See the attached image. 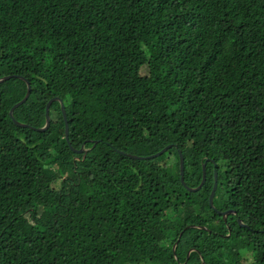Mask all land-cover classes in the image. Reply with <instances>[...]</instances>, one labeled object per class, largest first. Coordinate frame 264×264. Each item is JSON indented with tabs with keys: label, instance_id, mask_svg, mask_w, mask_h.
Segmentation results:
<instances>
[{
	"label": "trees",
	"instance_id": "1",
	"mask_svg": "<svg viewBox=\"0 0 264 264\" xmlns=\"http://www.w3.org/2000/svg\"><path fill=\"white\" fill-rule=\"evenodd\" d=\"M9 74L87 151L0 83V264H264V0H0Z\"/></svg>",
	"mask_w": 264,
	"mask_h": 264
},
{
	"label": "water",
	"instance_id": "2",
	"mask_svg": "<svg viewBox=\"0 0 264 264\" xmlns=\"http://www.w3.org/2000/svg\"><path fill=\"white\" fill-rule=\"evenodd\" d=\"M13 77H17V78H20V79H23L26 83H27V92H26V95L24 96V98L22 100H20L19 102H17L16 104L13 105V107L10 109V116L12 117L14 123H16L18 126L20 127H32L38 131H46L47 129H49V127L51 126V114H50V108H51V105L53 104V102L55 101H60L61 102V108H62V113H63V117H64V120H65V137L66 139L69 141L68 143L70 144L72 150L76 151V152H86L87 151V148L85 146H83L82 148L80 149H76L70 139H69V133H70V123H69V120H68V115H67V112H66V107H65V103L63 101V99L60 97V96H55V97H52L46 104V123L44 126L42 127H35V126H32L28 123H24V122H21L19 120L16 119L15 115H14V111L16 108H18L19 106H21L23 103H25L28 98L30 97L31 95V92H32V84L30 82V80L23 76V75H20V74H9V75H5V76H2L0 77V83L2 82H5ZM174 144H169L167 146H165L163 149H161L160 151L154 153V154H151V155H147V156H142V155H137V154H132V153H128V152H125L123 150H119V152L125 154V155H128L130 157H134V158H154V157H157L161 154H163L164 152H166L169 148H171ZM179 154H180V175H181V180H182V183L185 185V187L188 189V191H191V192H196V191H199L206 183V180H207V163L212 160L214 161L213 159H206V161L203 163V175H202V180H201V183L196 186V187H192V186H189L186 184L185 182V157H184V154L183 152L179 149ZM217 189H218V171L217 169H215V180H214V185H213V188H212V191L210 193V196H209V203H210V206L216 210L219 214H221L224 219L226 220L228 215L229 214H232V213H236V210L234 209H227V210H219L216 205L214 204V199H215V196H216V192H217ZM239 222L241 225H246L245 223L242 222L241 219H239ZM190 226H197V225H190ZM203 228H205L204 226H202ZM178 244V241L174 244L173 246V249L175 251V248ZM192 251V249L189 250V253ZM202 264H205V261L202 260Z\"/></svg>",
	"mask_w": 264,
	"mask_h": 264
},
{
	"label": "rangeland",
	"instance_id": "3",
	"mask_svg": "<svg viewBox=\"0 0 264 264\" xmlns=\"http://www.w3.org/2000/svg\"><path fill=\"white\" fill-rule=\"evenodd\" d=\"M54 176H59V173L56 170L54 171ZM217 206H218V203H217Z\"/></svg>",
	"mask_w": 264,
	"mask_h": 264
}]
</instances>
